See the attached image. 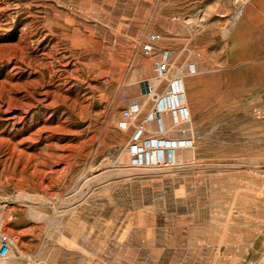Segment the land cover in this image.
Returning a JSON list of instances; mask_svg holds the SVG:
<instances>
[{
	"label": "rangeland",
	"instance_id": "1",
	"mask_svg": "<svg viewBox=\"0 0 264 264\" xmlns=\"http://www.w3.org/2000/svg\"><path fill=\"white\" fill-rule=\"evenodd\" d=\"M248 3L0 0L1 217L18 249L0 264H264V41L239 29ZM163 50L190 120L166 112L158 133L138 82L158 84ZM142 124L138 145L179 142L162 153L176 161L132 153Z\"/></svg>",
	"mask_w": 264,
	"mask_h": 264
},
{
	"label": "built area",
	"instance_id": "2",
	"mask_svg": "<svg viewBox=\"0 0 264 264\" xmlns=\"http://www.w3.org/2000/svg\"><path fill=\"white\" fill-rule=\"evenodd\" d=\"M156 42L157 36L155 34L148 35L147 39L141 44V51L145 54L154 53ZM169 62L168 52L163 50L160 53L155 67V78L158 84L152 85L151 81L147 79L138 82L141 95L147 99H151L153 102L144 118L143 124L149 121H155L157 125L156 131L158 133L163 132V113H170L175 123L190 120L189 109L184 102V85L181 78V71L176 69L174 75L170 74ZM188 70L190 73H193L194 67L190 65ZM160 82H164V85L162 89L158 90ZM139 111L140 106L138 103L135 100H131L122 114L124 118H131L133 114H137ZM143 124L138 127L132 136V141L134 142L131 146L132 153L137 157L140 155L146 157L148 152H152L151 157L155 158V160H160L159 162H163L164 160H167V162L176 161L172 156L165 159L162 153L163 150L171 152L173 149L181 147L179 142L151 138L143 146L138 145L139 139L145 130ZM180 142L182 143V141ZM183 143L185 145L186 141H183ZM2 222L0 209V261H6L18 249L15 239L2 229Z\"/></svg>",
	"mask_w": 264,
	"mask_h": 264
},
{
	"label": "crops",
	"instance_id": "3",
	"mask_svg": "<svg viewBox=\"0 0 264 264\" xmlns=\"http://www.w3.org/2000/svg\"><path fill=\"white\" fill-rule=\"evenodd\" d=\"M238 26L244 34L259 37L258 42L264 41V0H249ZM168 117V114L163 113L165 120Z\"/></svg>",
	"mask_w": 264,
	"mask_h": 264
},
{
	"label": "bare ground",
	"instance_id": "4",
	"mask_svg": "<svg viewBox=\"0 0 264 264\" xmlns=\"http://www.w3.org/2000/svg\"><path fill=\"white\" fill-rule=\"evenodd\" d=\"M239 13H240V10L237 11V16H239ZM147 66H148V68L150 67V63L149 62L144 63V68H147ZM7 206H8L7 203L6 204H3V203L1 204L0 203V209H5V207H7Z\"/></svg>",
	"mask_w": 264,
	"mask_h": 264
}]
</instances>
